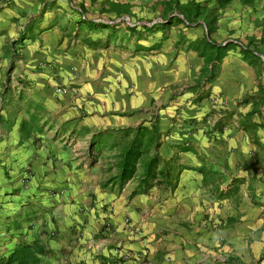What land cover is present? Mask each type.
I'll list each match as a JSON object with an SVG mask.
<instances>
[{"label": "crops", "instance_id": "crops-1", "mask_svg": "<svg viewBox=\"0 0 264 264\" xmlns=\"http://www.w3.org/2000/svg\"><path fill=\"white\" fill-rule=\"evenodd\" d=\"M79 21L70 0L0 1V264L32 243L35 264H264V70L236 46L207 80L206 32L176 17Z\"/></svg>", "mask_w": 264, "mask_h": 264}, {"label": "rangeland", "instance_id": "rangeland-1", "mask_svg": "<svg viewBox=\"0 0 264 264\" xmlns=\"http://www.w3.org/2000/svg\"><path fill=\"white\" fill-rule=\"evenodd\" d=\"M1 2L3 0H0ZM74 12L79 16L80 23L83 20H100L111 21L112 23H121V28L125 31V34H130L132 30L142 31L145 26H150L158 20H162L164 17L161 12V0H70ZM181 3L187 1L200 2L201 13L198 18L190 20L192 25H202L203 30L206 32V36L218 44L225 42H234L237 45L247 46L249 50L256 52L259 57L258 60L248 58L254 61V66L259 70H264V28L262 25V18L264 17V0H252L251 3L255 5H248L247 10L241 11V16L236 25H232V28L221 27L220 31H217L219 21H222L224 15L227 17H234V8L230 7L234 3H239L241 0H231L224 6L219 5L218 0H179ZM90 2V4H89ZM255 6H257L255 8ZM254 8V9H253ZM253 12V13H252ZM174 15L180 14V9H175ZM215 19V25L212 23L209 25L210 30L207 29L206 23L211 19ZM27 23L29 19H26ZM214 28V29H213ZM122 35V33H121ZM19 37L15 36L9 40V46L12 49L13 54L17 55L19 47L17 45ZM124 45L121 44V49ZM238 52V51H237ZM240 54L244 56V53L240 51ZM245 57V56H244ZM219 67V66H217ZM216 67V68H217ZM207 69V68H206ZM207 73V72H206ZM64 88H58V91H62ZM65 90V89H64ZM66 91V90H65ZM64 91V92H65ZM63 92V91H62ZM134 134V131L127 132V135ZM144 141L148 137V133L144 132ZM122 142V140H121ZM122 144V143H121ZM144 153V152H143ZM222 260H218L215 264H236L232 262L231 255H222ZM122 259V258H121ZM261 257L257 261L244 263L240 261V264H260ZM208 264V263H206Z\"/></svg>", "mask_w": 264, "mask_h": 264}, {"label": "trees", "instance_id": "trees-1", "mask_svg": "<svg viewBox=\"0 0 264 264\" xmlns=\"http://www.w3.org/2000/svg\"><path fill=\"white\" fill-rule=\"evenodd\" d=\"M220 6H224L225 4L229 3L231 0H218ZM246 4H252V0H241ZM160 5L164 9L172 8L170 12L162 17L161 21L155 22L153 25H167L171 20L176 17L184 22L188 23L193 18H198L201 13L200 2H193L187 1L186 3H181L179 0H161ZM180 9L181 17L177 15H172L174 9ZM215 19H211L206 23L207 29L210 30L209 25L214 23ZM84 23V20L81 21ZM152 25V26H153ZM262 25L264 28V17L262 18ZM264 38H262V41ZM239 48L240 51L244 53V56L247 57L251 56V59L258 60V56L256 52L253 50H249L247 46L237 45L234 42H225L223 44H218L215 41L211 40L209 37L206 36V53L208 55H212L211 57V69L210 73L207 75V80H210L214 77L216 67L221 62V59L226 55L227 51L236 47ZM126 132H132L131 129H126ZM145 130L138 127L134 130V134L127 144L126 148L124 149L123 153L121 154V159L119 162V180L120 184L123 185L129 178L133 177L136 170L137 162L143 152H146L148 149V142L144 141V133ZM159 163V158L155 154L154 156L150 157L144 164V171L142 173V177L144 181L152 180L156 175V169ZM38 252V248L36 244H20L16 247L14 252L10 256L11 261H17L18 264H35L38 262L36 257V253ZM232 262L236 264H240V261L237 258H233Z\"/></svg>", "mask_w": 264, "mask_h": 264}, {"label": "built area", "instance_id": "built-area-1", "mask_svg": "<svg viewBox=\"0 0 264 264\" xmlns=\"http://www.w3.org/2000/svg\"><path fill=\"white\" fill-rule=\"evenodd\" d=\"M99 21H100V22H103V23H112L111 21H106V20H104V19H100ZM62 91H65V90L62 89Z\"/></svg>", "mask_w": 264, "mask_h": 264}]
</instances>
